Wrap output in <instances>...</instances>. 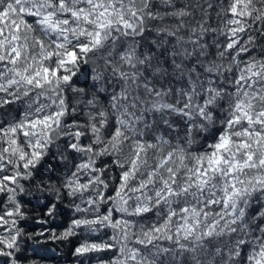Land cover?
Masks as SVG:
<instances>
[{
    "label": "snow or ice",
    "instance_id": "snow-or-ice-1",
    "mask_svg": "<svg viewBox=\"0 0 264 264\" xmlns=\"http://www.w3.org/2000/svg\"><path fill=\"white\" fill-rule=\"evenodd\" d=\"M0 264H264V0H0Z\"/></svg>",
    "mask_w": 264,
    "mask_h": 264
}]
</instances>
